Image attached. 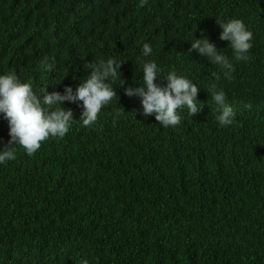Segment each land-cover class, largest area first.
<instances>
[{
    "label": "trees",
    "instance_id": "16d2710c",
    "mask_svg": "<svg viewBox=\"0 0 264 264\" xmlns=\"http://www.w3.org/2000/svg\"><path fill=\"white\" fill-rule=\"evenodd\" d=\"M231 19L253 33L248 61L220 39L218 21ZM204 37L233 64L231 79L191 51ZM109 58L121 61L109 80L117 96L94 123L66 101L64 137L31 156L16 145L0 164V264H264V0H0V75L39 98L75 90L86 63ZM145 60L162 87L170 72L195 83L202 110L179 109L175 127L145 116L125 95L142 86ZM213 84L235 103L229 127ZM10 139L0 115V148Z\"/></svg>",
    "mask_w": 264,
    "mask_h": 264
},
{
    "label": "clouds",
    "instance_id": "9594fccd",
    "mask_svg": "<svg viewBox=\"0 0 264 264\" xmlns=\"http://www.w3.org/2000/svg\"><path fill=\"white\" fill-rule=\"evenodd\" d=\"M222 34L220 39L229 42L236 61H248L253 47V33L241 19H231L227 22L218 21ZM191 51L206 56L214 65L224 70L225 78L231 79L235 71L229 59L222 55L209 38H194L191 41ZM153 47L145 43L142 49L144 57H150ZM91 69L90 74L73 90L66 87L64 94L47 93L39 98L29 83H23L14 73L0 75V115L9 124L8 142L11 146L0 148V164L16 159L15 146H21L27 155L36 153L42 142L49 137H64L70 130L74 113L63 107L64 102H82L81 120L88 126L97 120L102 108L107 106L116 91L109 80L117 77L121 61L109 58L93 61L84 65ZM120 72V71H119ZM160 69L154 60L143 63V84L140 87H127L125 95L130 98H140L145 116L155 115V120L163 127H175L181 123L178 110L187 107L194 116L202 110L203 104L198 100L200 88L187 77L170 72L167 85L162 87L156 83ZM124 84V81H123ZM122 84V86H123ZM212 101L219 106L217 121L221 127H229L235 122V103L227 102L226 93L217 90L216 85L209 87ZM199 102V103H198ZM80 264H89L88 259H81Z\"/></svg>",
    "mask_w": 264,
    "mask_h": 264
}]
</instances>
